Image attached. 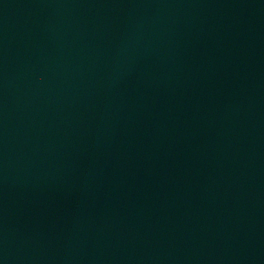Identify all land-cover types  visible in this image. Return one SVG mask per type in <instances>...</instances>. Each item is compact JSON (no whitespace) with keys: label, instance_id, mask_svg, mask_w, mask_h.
Returning <instances> with one entry per match:
<instances>
[{"label":"water","instance_id":"obj_1","mask_svg":"<svg viewBox=\"0 0 264 264\" xmlns=\"http://www.w3.org/2000/svg\"><path fill=\"white\" fill-rule=\"evenodd\" d=\"M0 264H264V0H0Z\"/></svg>","mask_w":264,"mask_h":264}]
</instances>
